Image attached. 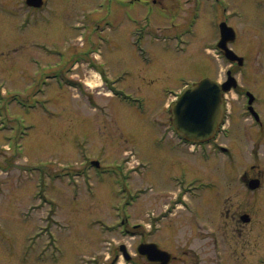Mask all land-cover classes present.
<instances>
[{
    "label": "rangeland",
    "instance_id": "374dc122",
    "mask_svg": "<svg viewBox=\"0 0 264 264\" xmlns=\"http://www.w3.org/2000/svg\"><path fill=\"white\" fill-rule=\"evenodd\" d=\"M48 1L33 10L47 18L34 20L25 0H0V264L103 263L120 243L134 253L142 236L101 228L121 223L126 212L131 225L142 224L139 231L161 225L165 240L144 239L177 257L194 249L203 252L200 264L264 263V132L251 126L244 96L228 94L232 134L223 132L216 143L233 145V163L213 142L200 153L175 148L164 108L183 84L226 79L233 67L210 47L226 21L237 33L230 48L245 58L235 66L239 85L255 93L264 116V0L140 1L134 15L159 35L143 43L147 60L132 44L135 26L123 9L115 16L101 12V0ZM113 16L122 25L104 27L102 19ZM104 36L111 43L96 51L92 45ZM96 71L113 84L105 86ZM109 87L127 97H113ZM81 169L86 177L75 175ZM244 172L262 179L257 192L240 182ZM181 173L199 188L214 184L196 203L186 193L199 207L196 216L184 208L165 215L169 201L185 192ZM133 198V207L118 209ZM241 209L249 222L238 219ZM205 228L219 233L217 248L203 239Z\"/></svg>",
    "mask_w": 264,
    "mask_h": 264
},
{
    "label": "water",
    "instance_id": "95a60500",
    "mask_svg": "<svg viewBox=\"0 0 264 264\" xmlns=\"http://www.w3.org/2000/svg\"><path fill=\"white\" fill-rule=\"evenodd\" d=\"M33 4L38 5L37 2ZM221 33L220 48L230 60H239L242 64L243 59L227 47V42L235 38L234 30L226 23H222ZM232 84H236L233 77H230L222 87L216 81L206 78L187 87L173 105L172 122L178 132L184 138L195 142H204L213 138L220 129L225 114L226 102L223 92L229 90ZM251 184L254 188L259 182L254 181ZM151 251L157 257H165V254L157 249Z\"/></svg>",
    "mask_w": 264,
    "mask_h": 264
},
{
    "label": "flooded vegetation",
    "instance_id": "af4514ba",
    "mask_svg": "<svg viewBox=\"0 0 264 264\" xmlns=\"http://www.w3.org/2000/svg\"><path fill=\"white\" fill-rule=\"evenodd\" d=\"M235 92H238V96L239 97H243V96L245 97V96H248V92L249 91L248 90H244L243 91L241 88H237L235 90ZM230 118H232L231 115L229 116V129H228V133L226 135V137H228V138L232 134V129L230 127V123H231L230 122ZM250 118L252 119V123H253V124L251 123V126L256 125L255 126L256 128L259 127L258 130H257L259 134L264 132V123L260 120V117H255L254 118V116L251 114ZM249 137L250 136H248V138ZM255 146H258V144H256ZM228 153H229V157H230V159L232 160V163H233L234 155L237 153V151H235V148L233 147V145H229ZM251 175H249L248 173H245L243 175V177L240 178V181H242V185L244 187H246L248 191H249L250 179L253 178ZM232 181H233V179H232ZM189 184L190 185H189V187L187 189L190 191L192 198L197 197L198 196L197 192L199 191V189L197 187V183H196V186H195V184L193 185L192 183H189ZM211 186L212 187L214 186L213 182L211 183ZM198 198H199V196L197 197L196 201L198 200ZM196 201L194 203H196ZM213 208H214V206H213ZM236 214L238 215V219L241 222H244L242 220V216L244 214H246L244 209L237 210ZM235 221H237V220H235ZM249 221H250V218H249L248 221H245L244 223H247ZM210 223L213 224V221L210 220ZM161 229H162L161 225H159V226H150L149 229H148V232H147L148 239L153 238L154 236L157 235V237H161V238H163L165 240V235H163L160 232ZM174 229H177V227H174ZM144 233H145V231H142L141 235H144ZM205 234H206V236L203 237V239L210 238L211 239V243L213 244V246L215 248H217L219 240H220L217 232H215V230H214V232H211V233L209 232V233H205ZM148 241H149L148 243H156V244H158V246L161 249L169 251L172 254V258H171V260H170V262L168 264H200L199 257L203 256L202 250H200V253H198V251L193 249L192 252H190V253L189 252H185L183 254V256L185 258H181L180 256L177 257L170 250L164 248L160 241H156V240H148ZM140 243H141V241H139L138 245H136L134 247V249H135L134 253H133V251L131 249L128 250V248H126L125 245H123V244H119L118 246L111 247V249H109V253H111V256L109 257L110 259L106 262V264H164L165 263L167 258L166 257H163V258L157 257L155 254L152 253V251H151L152 249H150V251H149L148 247H144V248H142L140 250V246L143 245V244H140ZM187 256H188V258H186ZM148 257H149L150 260H148ZM142 260H143V263L141 262ZM188 260H193V261L189 262ZM102 264H104V262Z\"/></svg>",
    "mask_w": 264,
    "mask_h": 264
}]
</instances>
